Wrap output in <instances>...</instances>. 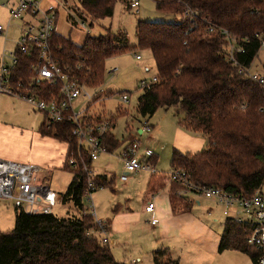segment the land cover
<instances>
[{
  "label": "trees",
  "instance_id": "obj_1",
  "mask_svg": "<svg viewBox=\"0 0 264 264\" xmlns=\"http://www.w3.org/2000/svg\"><path fill=\"white\" fill-rule=\"evenodd\" d=\"M117 1L78 0L80 14L92 23L111 18ZM150 1L158 12L180 17L172 23L139 21L136 25V50L151 52L157 73L156 82L143 88L137 99V115L151 117L159 109H171L174 116L181 115L179 128L202 135L205 149L195 153L172 150L171 169L183 172L192 183L242 198L262 193L264 85L251 79L249 69L264 42V0ZM184 12L189 16L182 18ZM48 45L54 62L88 89L101 85L106 61L130 50L121 31L87 36L82 45L54 32ZM15 57L14 84L41 97L54 91L32 80L36 46L31 45L26 53L15 50ZM110 121L113 129L114 120ZM39 133L68 145L64 170L72 179L61 202L71 203L77 214L58 218L52 213L28 215L15 208L13 230L0 231V264H122L99 242L94 234L97 226L86 214L82 203L86 176L81 168L73 171L67 163L71 157L80 162L69 126L47 128L43 122ZM124 141L110 133L105 144L111 153ZM155 163L153 156L151 164ZM113 181L106 175L94 178L99 188L111 187ZM152 184L153 179L148 188ZM172 185L171 197L175 198L174 191L181 185ZM249 231L247 225L227 218L218 253L238 252L254 264L257 252L246 243ZM151 258L152 264H178L167 248L156 249Z\"/></svg>",
  "mask_w": 264,
  "mask_h": 264
},
{
  "label": "rangeland",
  "instance_id": "obj_2",
  "mask_svg": "<svg viewBox=\"0 0 264 264\" xmlns=\"http://www.w3.org/2000/svg\"><path fill=\"white\" fill-rule=\"evenodd\" d=\"M18 1L0 0V26L5 31V33L0 35V62L4 54L5 62H10L8 54L16 50L17 43L21 39V31L27 28L28 25L37 26L41 14L45 12H49V15L54 17L56 34L66 40H70L75 45H82L87 36L98 37L105 35L107 32L116 34L119 31L126 34L127 46L130 48L129 52L106 61L105 74L101 85L96 88H87L92 99L86 101L83 98H79L74 102L73 107L78 112L83 106L91 104L89 114L97 113L99 116L102 115L109 118V120L113 119L112 136L119 142L125 140L113 152L100 154L98 160L91 166L95 175L99 176L104 173L109 179H114L111 187L97 189L92 195L96 218L112 220L118 211L125 212L127 211L126 208L133 212L139 211L138 209L142 206L143 195L146 192L151 175L149 172L139 171L128 182L122 183L119 181V177L122 174V162L119 159V155L130 142L128 138L132 137L139 141L142 146L141 150L148 149L154 154L156 158L154 166L157 172L156 177H159V179L163 178V180L165 178L168 179V174L173 172L170 167L173 148L179 150L181 148V152H186L187 149L192 148L190 147L191 141L189 138H203L200 134H194L179 128L177 123L181 115L178 117L174 116L171 109H159L153 116L145 118L138 116L136 113V102L143 92L140 83L143 81L149 83L157 74L151 52L149 50H136V25L139 21L172 23L175 20H179L180 16L158 12L155 9V4L150 0H138L139 6L136 9L130 7L131 0H119L115 4L111 18L92 23L90 20L84 19L80 14L78 0H39L37 17L23 14L21 18L12 19L9 15V9L16 5ZM81 24H84L85 27L83 28ZM263 66L264 48L261 47L249 69V74L257 73L263 75ZM121 95L127 96L128 103L121 102ZM10 97V95L6 94L0 96V103L2 104L0 105L7 110L3 115H0V121H5L22 131L25 129L29 131L37 130L39 125L45 121L43 116L34 111L24 100ZM97 98L99 99L96 100ZM1 112L0 110V114ZM144 122L151 125L152 129L150 134L141 136L138 130ZM203 140V145L199 151L206 148L207 142L205 139ZM71 179L72 175L70 172L57 169L53 170L52 178L47 181V184L54 192L63 195ZM262 194H264V187ZM189 197L193 201L199 202V205H196V203L192 205L194 211L190 214L197 221L206 225L211 232L210 237L204 243L205 247L211 249L214 247V243L211 240L218 241L216 244V252L218 253L224 222L230 216H224V207L216 205L213 200L194 195ZM173 202L177 203L175 200ZM82 203L89 213L87 201L83 199ZM16 207L14 201H0V231L2 233H9L13 230ZM52 214L58 218H67L77 213L71 203L62 204L59 199L52 209ZM151 229L152 227L147 222V219L140 220L131 233H127L125 237L121 238V240H116L113 244H108L107 246L110 248L114 259L122 264H130L132 259L141 255L138 244L140 242L148 243L151 235L153 236ZM108 231L110 232L109 229ZM125 242L128 245L124 250ZM163 245L165 243H160L159 247H165ZM174 254L178 255V253ZM182 255L184 256H182L181 264H185L186 260L190 258V252ZM195 255L200 258L198 253ZM208 264H253V262L244 254L223 252Z\"/></svg>",
  "mask_w": 264,
  "mask_h": 264
},
{
  "label": "built area",
  "instance_id": "obj_3",
  "mask_svg": "<svg viewBox=\"0 0 264 264\" xmlns=\"http://www.w3.org/2000/svg\"><path fill=\"white\" fill-rule=\"evenodd\" d=\"M138 6V0H131V8L136 9ZM38 13L39 0H19L9 9L12 19L21 18L23 14L37 17ZM188 16V12L182 14V18ZM81 26L85 27L84 24ZM54 32V17L49 15V12L42 13L37 26L28 25L21 31V39L17 43L16 50L26 53L31 45L36 46L38 59L36 64L30 67L32 80L37 84L50 87L55 93L53 91L41 97L13 83L11 72L17 65L14 51L8 54L10 62H5V54L0 62V94L24 100L44 116L47 128L57 124L69 126L71 137L76 142L80 162L71 157L67 163L73 171L81 168L86 176L83 199L87 201L90 210L89 213L86 211V214L92 217L97 226L98 230L94 234L99 242L102 245H108V222L97 219L94 212L92 195L100 188L94 183L96 175L91 165L98 160L100 154L109 153L105 141L112 131L111 121L97 113L89 114L91 104L83 106L78 112L74 110L73 104L79 98L88 101L92 97L86 87L79 84L74 77L70 76L68 70L61 68L52 59L48 44ZM3 33H5L4 28L0 26V35ZM262 47L264 48V42ZM249 76L264 85V74L255 73ZM154 82L156 77L149 83ZM149 83L141 82V89L147 87ZM120 100L122 103H128L126 95H121ZM151 129L152 126L144 122L140 127V135L150 134ZM141 148L140 142L133 139L119 155L122 162L120 182H128L139 171H146L151 175L157 174L151 164L154 154L148 149L141 150ZM83 157L86 158L87 164ZM42 172L41 168L33 164L0 159V201H14L16 206L28 215L51 214L58 196L42 183L40 179ZM168 180L181 185L178 195L191 194L214 200L224 207V216H230L234 222L247 225L250 231L246 243L257 252L254 264H264V194L258 192L251 198L236 197L216 187L194 184L181 171L168 174ZM144 212L150 216V226H155L157 220L153 216L154 204L151 200L145 202Z\"/></svg>",
  "mask_w": 264,
  "mask_h": 264
},
{
  "label": "crops",
  "instance_id": "obj_4",
  "mask_svg": "<svg viewBox=\"0 0 264 264\" xmlns=\"http://www.w3.org/2000/svg\"><path fill=\"white\" fill-rule=\"evenodd\" d=\"M2 95L0 94V96ZM1 105L0 110L2 112L0 115H3L7 110L3 109ZM39 114L42 115L41 113ZM42 123L37 130L29 131L25 129L22 131L5 121H0V159L38 166L43 170L40 175L42 183L53 191L47 184V181H50V178H52L53 170H64L68 145L52 137L42 136L39 133V128ZM138 133L140 135V129ZM189 140L191 141L190 147L192 148L187 149L186 152L182 151L183 153L198 152L204 141L203 138H189ZM102 175L106 174L102 173L99 176ZM152 179L153 184L151 189L148 188L147 184L146 192L143 195L142 206L138 209L139 211L133 212L129 208H126L127 211L125 212L116 211L117 214L114 215L112 220H104L109 225L108 229L110 232L108 231V238L109 241H112L109 244H113L116 240H121V238L125 237L127 233H131L140 220L147 219L149 223L150 216L144 212V205L146 201L151 200L154 204L153 216L157 220L156 225L151 226L153 236L151 235L148 243L140 242L138 244L141 255L132 259L130 264H152L151 253L160 248L169 249L172 259L177 261L178 264L182 262V256H184L182 254L188 252H190V258L186 260L185 264H208L211 260H214L219 255L216 252V244L218 241L211 240L214 243V247L211 249L205 247L204 243L211 235L210 229L190 214L194 211L192 205L195 203L199 205V202L196 200L193 201L189 197L191 194L178 195L177 192L179 189L174 191V195L177 197L173 198L171 197L172 182L166 178L165 180H161L155 176H151L148 182L152 181ZM56 194L58 200H61L62 194ZM172 199L177 201V203L173 202ZM213 202L218 205L216 201L213 200ZM173 203L175 207L172 205ZM188 204L191 206L187 209L185 205ZM160 243H165L163 245L165 247H159ZM127 245L128 243L125 242L123 246L124 250ZM225 252L239 254L234 251ZM174 253H178V255ZM197 253L200 255V258H197L195 255Z\"/></svg>",
  "mask_w": 264,
  "mask_h": 264
}]
</instances>
